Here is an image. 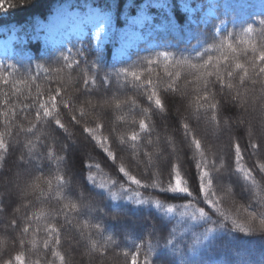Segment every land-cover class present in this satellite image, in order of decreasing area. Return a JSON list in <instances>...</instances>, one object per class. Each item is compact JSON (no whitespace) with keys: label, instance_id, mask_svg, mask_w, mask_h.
Returning <instances> with one entry per match:
<instances>
[{"label":"trees","instance_id":"trees-1","mask_svg":"<svg viewBox=\"0 0 264 264\" xmlns=\"http://www.w3.org/2000/svg\"><path fill=\"white\" fill-rule=\"evenodd\" d=\"M9 3H14L17 6L0 12V38L6 39L8 48L6 53L0 52V64L5 67V75L11 73L10 80L27 79L29 74L36 76L37 79L29 81L33 95H35L36 86H40L41 89L55 88L59 81L60 85L68 89L69 95L73 99L79 96L80 101H83L82 85L79 83L81 74L96 77L98 84L105 75H108L112 81V87L108 88L107 85L103 88L90 86L88 99L96 102L102 98L107 99L114 96H118L120 99L135 97L138 104L144 108H148L149 105L143 100L139 90L133 87L132 77L117 73L116 69L123 67L142 69L147 60H155L156 53L168 51L174 54L175 58L171 61H164L161 57L158 64L151 65L154 73L152 78L155 80V74H159L163 88L167 79L166 72L179 71L182 76L186 77L180 82L181 85H184L193 79V73H200L196 69L180 63L183 59H190L194 64L202 62L195 55L198 51L208 48L209 45L215 47L208 54L214 57L220 56L224 51L220 48V44L229 38V34L235 44L247 49V43L241 45L240 41L260 40L259 33L264 28V25L259 22L264 19L262 0H185L188 7L183 6L182 0H28L22 4L21 0H5V7ZM63 3H67L69 9L78 12H86L88 8L93 7L110 13L116 21L118 29L110 31L107 37L98 41L94 26L88 24L85 33L72 32L61 44L52 45L44 37V29L41 24ZM129 25L138 30L142 38L137 48L130 49L128 56L118 60L114 58V51L119 45V29ZM249 25L254 28L252 34L245 33V29ZM216 29L219 31L217 32ZM150 41H154L156 45H149ZM81 52L83 55L80 54ZM62 54L70 57L68 62L74 59L80 61V65L78 67L74 65L72 69L68 68ZM9 65H15L16 68H9ZM37 65L41 67L37 68ZM58 69L61 71L58 72ZM198 87L199 85L189 86L188 90L194 96V90ZM21 88L23 89V85ZM213 90L218 91V89ZM3 93H8L9 96L13 95L7 86L0 85V112L6 111L2 103L5 98ZM217 98L219 99V97ZM24 99L25 96L14 97L13 103L19 108L18 101ZM168 103L170 110L167 115L154 114L146 117L150 124L153 121L156 122L151 137L153 145L148 149L153 152L152 163L157 165L153 168L154 179L166 180L167 172L163 170V165L168 159L167 152L164 153L161 160H157V156L164 148L165 141L174 142L177 147H182L183 123L190 122L197 138L202 139L200 128L197 127L195 120L182 119V117H188L189 113L185 111V105L181 98L169 97ZM76 106H80L79 102ZM86 111L89 113L86 119L96 117L99 122L104 123L103 135L109 137L112 150L123 149L126 167H130L134 174L141 175L144 169L143 157L131 155L129 147L119 145V137L129 131V126L117 119L118 116L123 115L125 120L130 122L131 119L141 118L139 112L136 110L130 112L128 108L117 111L114 107L106 108L103 112H93L87 108ZM77 118L79 119V116ZM247 118L250 121L249 127L254 134L253 139L259 141L261 134L264 133V115L258 105L250 110ZM60 119L68 128L67 133H62V130L56 129L55 125L51 124L41 129L42 138L40 141L24 134L12 139L5 137L6 143H9L10 147L7 153H0V156H3L6 161V166L0 169V191H5L9 186L6 181L14 175L16 161L22 163L19 159L22 155L25 156V162H32L29 166H33V169L28 174L24 173V180L20 183L19 189L24 188L25 182L29 185L36 183L37 178H39L41 187L45 189L46 181L51 179L52 189H46L43 196H39L38 193H29L27 199L24 194L21 198H16L17 203L11 209L0 212V215H5L4 221H0V254L4 255V258H8L9 254L14 256L17 250H22L26 254L28 264L37 260L40 264H50V262L59 264V260L54 258L49 250L43 249L42 245L44 239H51L45 234L48 223H54L62 229L65 227L63 214L56 215L57 210L62 207L59 196L64 194L69 199H75L78 190L86 196L91 193L92 197L99 199L96 194L101 189L95 187L92 181L87 180L89 175L95 178L96 185L108 183L112 179H120L114 171L115 165L112 161L107 159L98 145L84 138L87 136L86 133L81 136L79 126H75L69 121L63 109H61ZM16 122L23 124L24 127L28 126L20 117H17ZM4 130V117L0 116V132ZM43 135H47L48 139H43ZM231 135L239 139L242 150L245 151L244 163L253 169L258 185L264 189V176H261L254 167L255 162H264V150L255 154L252 153L250 147H246L248 135L244 127L233 128ZM30 139L33 140L31 149L27 144ZM78 139L83 142L84 147L77 148L72 143ZM67 143L69 144L67 165L63 163L58 165L57 161L62 160L65 156V153L60 151L61 145ZM202 143H204L203 139ZM45 146L54 152L55 160L45 157ZM141 147L143 145H138L136 151L139 152ZM205 152L208 155L219 154L225 165H229L234 156V153L228 148L227 135L217 140L210 134L208 148L205 149ZM191 158V153L187 158L182 153L179 154V159L185 161L184 166L190 170L192 166L186 161ZM173 160L175 161L176 158L173 157ZM138 162L139 166H137ZM0 163H4V161H0ZM87 164H99L100 167L88 168ZM217 167H220L219 161ZM37 168L40 170L37 171ZM57 175H64L65 180L68 181V184L63 188L58 187L55 179ZM221 179L225 181L223 183L225 190L234 193V195H224L218 191V195H224L223 207L237 213L238 218L242 219L245 214L239 209V205L248 203L250 182L246 181L242 175L231 176V181H228L226 177ZM69 186H71L70 193ZM227 186H229V190ZM139 190L143 193L144 198L160 199L165 205L175 204L176 212L165 214L162 209L158 210L154 205L138 206L128 201H121L113 205L105 200V211L121 216L122 219L119 222L108 220L103 216V213L94 210L92 216L84 217L91 221L88 227L81 229L85 233L84 236H80L79 232L72 227H69L68 231L63 234L64 240L69 237L72 240L81 238V245L75 247L72 243H64L63 247L59 249L53 246L51 251L59 250L64 254L67 264H127L123 253L130 252L132 244L135 242L143 245L140 248L141 264H143L145 255L149 256L152 264H178L181 258L188 264H264V236L245 235L227 230L216 233L199 250L197 255L188 254L184 246L191 243L190 236L183 240L179 237V232L182 231L181 222L187 221L188 218H181L179 213L184 211L180 206L191 198L180 193H159L158 190L152 189ZM252 191L255 192L256 189ZM20 193L24 192L20 191ZM193 194L196 195L194 188ZM28 200L33 201V207L28 211V217L33 219V227L39 228L40 231L34 234L30 230L26 236H21L18 228L13 230L7 227V230H4L2 225H7L13 216L17 218L18 222L23 217L24 209L21 208V201L27 203ZM66 202L67 200L64 201V203ZM199 206L206 207L203 203H200ZM15 208H21L20 212H15ZM33 213H36V216L40 218L35 219ZM41 213L46 215L41 216ZM84 218H73L71 215L68 217L72 220L73 225H77V220ZM217 219L218 215L214 214L213 220ZM97 222L106 229L102 235L93 226ZM173 228L177 229L179 247L184 248L183 257L180 252L173 253L170 248L163 246L164 238L168 237ZM20 239L26 241L22 247L17 244ZM33 240L35 244L32 243ZM93 240L97 242L98 246H106L112 250L106 260L97 259V254L91 250L90 246ZM149 241L153 245L151 249L148 247ZM86 252L90 255L89 260L83 256Z\"/></svg>","mask_w":264,"mask_h":264},{"label":"snow or ice","instance_id":"snow-or-ice-1","mask_svg":"<svg viewBox=\"0 0 264 264\" xmlns=\"http://www.w3.org/2000/svg\"><path fill=\"white\" fill-rule=\"evenodd\" d=\"M26 2L28 0H21V4ZM15 6L17 5L9 3L5 7V0H0V12L7 11ZM262 6H264V0H262ZM259 22L264 25V19ZM216 31L218 32L219 29H216ZM253 32L254 28L251 25L245 29L246 34H252ZM259 36L260 40L257 41L241 40V45L245 43L248 45V48L244 49L235 44L233 39L230 38L231 34H229V38L220 44V48L224 49L220 56L209 55L208 53L215 47L209 45L208 48L198 51L195 55L202 62L194 64L190 59H183L180 63L188 65L200 73H193V79L187 81L184 85H181L180 82L185 80L186 77L182 76L179 71L166 72L167 79L163 88L161 87L159 74H155V80L152 78L154 73L150 67L151 65L158 64L161 57L164 61H171L175 58L174 54L168 51L156 53L155 60H147L142 69L135 67L116 69L117 73L132 77L133 87L139 90L141 97L149 105L148 108L141 107L135 97L120 99L118 96H114L107 99L102 98L96 102L88 99L90 86L103 88L107 85L108 88L112 87V81L108 75H105L98 84L96 77L81 74L79 83L82 85L81 96L84 97L83 101H80L79 96L73 99L69 95L68 89L60 85L59 81H57L58 86L55 88L41 89L40 86H36L35 95H33V89L29 85V81L37 79L36 76L29 74L27 79L10 80L11 73L5 75V67L0 64V85L7 86L13 94L9 96L8 93H3L5 98L2 103L6 111L0 112V116L4 117L5 126V130L0 132V153H7L10 147V144L6 143V136L12 139L24 134L40 141L42 138L41 129L51 124H54L56 129L62 130V133H67L68 128L60 119L61 109H63L69 121L73 125L79 126L81 136L86 133L87 136L84 138L98 145L107 159L112 161L115 165L114 171L120 177V179H112L108 183H100L99 185L95 184V178L92 175L87 177L88 181H92L95 187L101 189L96 194L99 199L92 197L91 193L86 196L78 190L75 199H69L66 195L61 194L59 201L62 203V207L57 210L56 215L63 214L65 227L62 229L54 223H48L45 234L50 236L51 239L42 241L43 249L49 250L51 255L59 260V264H67L64 254L59 250H51L53 246L59 249L63 247L64 243L71 244V237L67 240L63 239V234L68 231L69 227L76 229L80 236H84L85 233L81 229L91 224L90 219L84 217L92 216L94 210L103 213V216L111 221L119 222L122 219L118 214L112 215L105 211V200L113 205L121 201H128L138 206L154 205L156 209H162L165 214L176 212L177 206L175 204L165 205L160 199L144 198L139 189L145 191L149 189L158 190L159 193L186 194V197L191 198L188 199L187 203L180 206L184 211L179 213L181 218H188L187 221L181 222L182 231L179 232V237L183 240L185 237L190 236L191 243L184 246L190 255H197L199 250L216 233L221 231L227 230L245 235L264 236V189H261L258 185L253 169L247 167L244 163L245 151L242 150L239 139L231 135L233 128L244 127L248 135L246 147H250L252 153L255 154L264 150V133L261 134L259 141H255L253 139L254 134L249 127L250 121L247 118L250 110L257 105L262 115H264V28L261 29ZM80 54L83 55L82 52ZM62 57L70 69L74 65L77 67L80 65L78 60L73 59L68 62L70 60L69 56L62 54ZM205 57L207 58L205 59ZM94 66L96 67L95 63ZM8 67L16 68L15 65H9ZM39 67L41 66L37 65V68ZM57 71L61 70L58 69ZM21 85H23V89ZM195 85H199V87L194 90L195 94L193 96L188 88ZM213 89H218V91ZM19 96H25V99L18 101L20 107L17 108L13 103V98ZM173 96L181 98L182 103L185 105V111L189 113L188 117H182V119L195 120L197 127L200 128V135L204 143H202L201 138H197L190 122L183 123L184 138L181 141L182 147H177L174 142L165 141L164 148L160 150V155L157 156V160H161L164 153L167 152L168 159L163 165V170L167 172L166 180L154 179L153 168L157 165L152 163L153 152L148 149L153 145L151 137L156 122L153 121L150 124L146 117L154 114L167 115L170 110L168 98ZM78 102L79 107L76 106ZM112 107L117 111L124 108H128L130 112L136 110L141 115V118L131 119L130 122L125 120L123 115L117 117L119 121L129 126V131L119 137V145L129 147L131 155L143 157L144 169L139 176L134 174L130 167H126L123 159V149L119 151L112 150L109 137L103 135L104 123L99 122L96 117L86 119L89 116L86 108L91 109L93 112H103L104 109ZM17 117L25 121L28 126L24 127L23 124L17 123ZM201 125H204V127H201ZM210 134L214 135L217 140L227 135L228 148L234 153L229 165L224 164L219 154H206L205 149L208 148ZM43 139L47 140V135H43ZM65 139L68 138L65 137ZM72 143L76 144L75 142ZM27 144L31 149L33 140H28ZM138 145H143L139 152L136 151ZM68 150V143L61 145L60 151L64 152L65 156L62 160L57 161L58 165L60 163L67 165ZM180 153L185 158L190 153L192 154V158L186 161L187 164L192 166L191 170L184 166L185 161L179 159ZM197 156L199 157L198 161ZM45 157L52 160L56 159L54 152L47 146H45ZM173 157L176 158L175 161ZM19 159L22 162L19 167L27 172V168L32 162H25L24 155L20 156ZM0 161H4V163H0V169H3L6 166L5 158L0 156ZM218 161L220 167H217ZM86 166L88 168L100 167L99 164H87ZM137 166H139V162ZM254 167L261 176H264V162H255ZM36 170L39 171L40 169L37 168ZM17 175L19 176L20 173ZM233 175H242L246 181L250 182L248 203L247 205H239V209L245 214L242 219L238 218L237 213L228 211L223 207L224 195H234V193L225 190L223 187L225 181L221 178H230ZM55 179L60 188L68 184L64 175H57ZM70 188L71 186L68 188L69 193ZM193 188L196 195L193 194ZM46 189H52L51 179L46 181ZM46 189L41 187L39 178H37V182L34 184L29 185L25 182L24 188L21 190L18 187L16 193L11 190L0 191V212L11 209L17 203L16 197L20 191L25 193V199H27L29 193H38L39 196H43ZM253 189H256V191L253 192ZM218 191L224 195H218ZM65 200H67L66 203H64ZM200 203H203L206 207H200ZM31 207H33L32 200H28L27 203L21 201V208L24 209L23 217L18 222L17 218L13 216L8 221L7 227L13 230L18 228L21 236H26L30 230L34 234L38 233L40 229L34 228L33 219L28 217V211ZM21 208H15V212H20ZM214 214L218 215L217 220H213ZM32 215L37 220L40 218L36 216V213ZM44 215L46 214L41 213V216ZM70 215L73 218L84 219L77 220V225H73L72 220L68 219ZM93 226L101 235L103 231H106L99 222ZM25 243L26 241L23 239L17 241V244L21 247ZM32 243L35 244V241L33 240ZM142 246L133 242L132 250L123 253L127 264H141L140 248ZM163 246L170 248L173 253L180 252L181 257H183L184 248L179 247L176 228H173L168 237L164 238ZM90 247L97 254V259L100 260H106L109 252L112 251L106 246H98L94 240ZM117 247H120V245H117ZM148 247L149 249L153 247L151 241H149ZM0 264H28V260L24 251L17 250L14 256L9 254L8 258H4V255L0 254ZM32 264H40V262L37 260L33 261ZM143 264H152L149 256L145 255L143 257ZM178 264H188V262L181 258Z\"/></svg>","mask_w":264,"mask_h":264},{"label":"rangeland","instance_id":"rangeland-1","mask_svg":"<svg viewBox=\"0 0 264 264\" xmlns=\"http://www.w3.org/2000/svg\"><path fill=\"white\" fill-rule=\"evenodd\" d=\"M185 2V0H182ZM212 13V10L210 11ZM93 24L96 29V37L98 40H102L104 36H107L109 30L115 31L118 27L112 16V14L106 13L99 9H89L87 13L73 11L68 8L67 3H63L59 8H57L50 17L42 22L41 27L44 29V37L50 39L53 43H59L63 41L66 37L70 36L72 32L84 33L87 30L88 24ZM142 38L141 33L132 26L122 27L119 30V48L118 51H123L132 46H136L139 40ZM6 39H0V49L4 50L6 48ZM152 42V41H151ZM150 42V43H151ZM155 42L153 41V43ZM215 138V136L213 135ZM75 147H84L81 140L75 141ZM159 153V151H157ZM20 162L17 160L14 175L9 178L6 182L9 186L5 190H11L16 193L20 183L23 182L24 173L28 174L32 171L33 166H28L27 172H24L22 168L19 167ZM20 173L18 176L17 174ZM228 181H231V177H226ZM229 190V186H227ZM25 193H20L16 198H21ZM5 215H0V221H4ZM2 228L7 230V225L3 224ZM81 238H75L72 240V244L75 247L81 245ZM83 256L89 260V253H84Z\"/></svg>","mask_w":264,"mask_h":264}]
</instances>
